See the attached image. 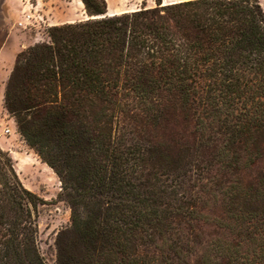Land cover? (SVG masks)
<instances>
[{
	"label": "trees",
	"instance_id": "16d2710c",
	"mask_svg": "<svg viewBox=\"0 0 264 264\" xmlns=\"http://www.w3.org/2000/svg\"><path fill=\"white\" fill-rule=\"evenodd\" d=\"M81 3L87 20L16 55L3 96L69 209L54 264H264L257 0ZM42 204L0 148V264H48Z\"/></svg>",
	"mask_w": 264,
	"mask_h": 264
},
{
	"label": "rangeland",
	"instance_id": "374dc122",
	"mask_svg": "<svg viewBox=\"0 0 264 264\" xmlns=\"http://www.w3.org/2000/svg\"><path fill=\"white\" fill-rule=\"evenodd\" d=\"M46 1L21 0L7 12V28L18 35L22 45L29 47L36 43L46 42L48 29L51 27L87 20L84 7L79 3L81 0H57L53 3L58 6L55 9L44 5ZM105 1L107 11L112 15L137 11L143 7H155L154 0ZM187 1L192 0H161L163 5ZM27 2H30L32 6H29ZM257 2L264 13V0H257ZM59 5L61 6L59 7ZM54 15L59 17L58 21ZM8 118L10 117H4L5 123L0 127V137L4 138L10 135V133H5L9 125L6 123ZM16 133L14 132L16 134L15 143L9 144L10 151L8 153L14 161L15 170L24 187L43 200V204L38 208L39 248L47 263L54 264V240L57 233L70 224L69 209L58 199L60 183L52 170L42 163L37 154L26 145L17 129ZM260 170L261 166H257L243 173L242 178L245 181L252 180ZM203 231L206 240L211 230L204 229Z\"/></svg>",
	"mask_w": 264,
	"mask_h": 264
},
{
	"label": "crops",
	"instance_id": "0c3cea01",
	"mask_svg": "<svg viewBox=\"0 0 264 264\" xmlns=\"http://www.w3.org/2000/svg\"><path fill=\"white\" fill-rule=\"evenodd\" d=\"M21 0H0V127L5 123L4 117H8L6 111L3 108V96L4 89L8 77L14 67L16 55L27 46L22 45L18 35L7 28L9 9L14 8ZM57 0H47L44 5L51 9L58 8L55 3ZM80 1V0H77ZM83 7L81 1L79 2ZM62 5V4H61ZM59 5V7L61 6ZM107 14H110L107 11ZM58 21L59 17L54 15ZM63 24V23H62ZM10 135L0 137V148L6 152L10 151L9 144L15 143L16 127L14 121L8 118L6 121ZM14 132L16 134H14ZM8 133V134H9Z\"/></svg>",
	"mask_w": 264,
	"mask_h": 264
},
{
	"label": "built area",
	"instance_id": "2783aa9c",
	"mask_svg": "<svg viewBox=\"0 0 264 264\" xmlns=\"http://www.w3.org/2000/svg\"><path fill=\"white\" fill-rule=\"evenodd\" d=\"M27 4H28L29 6H32V5L30 4V2H27ZM27 19H29V16H27ZM5 133L8 134V133H9V130L6 129V130H5Z\"/></svg>",
	"mask_w": 264,
	"mask_h": 264
},
{
	"label": "water",
	"instance_id": "95a60500",
	"mask_svg": "<svg viewBox=\"0 0 264 264\" xmlns=\"http://www.w3.org/2000/svg\"><path fill=\"white\" fill-rule=\"evenodd\" d=\"M108 16H110L109 14H107Z\"/></svg>",
	"mask_w": 264,
	"mask_h": 264
}]
</instances>
